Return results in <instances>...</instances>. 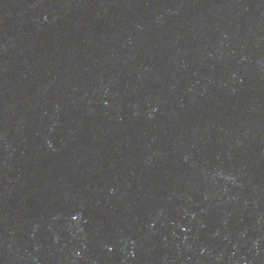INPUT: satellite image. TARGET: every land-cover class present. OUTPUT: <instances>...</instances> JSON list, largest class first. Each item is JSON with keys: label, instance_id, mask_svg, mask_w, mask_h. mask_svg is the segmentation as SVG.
<instances>
[{"label": "water", "instance_id": "1", "mask_svg": "<svg viewBox=\"0 0 264 264\" xmlns=\"http://www.w3.org/2000/svg\"><path fill=\"white\" fill-rule=\"evenodd\" d=\"M0 264H264V0H0Z\"/></svg>", "mask_w": 264, "mask_h": 264}]
</instances>
